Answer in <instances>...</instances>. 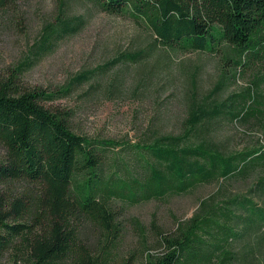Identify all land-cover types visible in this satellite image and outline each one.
<instances>
[{
  "label": "trees",
  "instance_id": "16d2710c",
  "mask_svg": "<svg viewBox=\"0 0 264 264\" xmlns=\"http://www.w3.org/2000/svg\"><path fill=\"white\" fill-rule=\"evenodd\" d=\"M13 1L0 0V8ZM93 1L104 12L130 16L155 39L147 48L123 52L96 70L77 75L64 91L116 62H142L160 48L176 54H215L227 47L225 60L235 69L251 62L264 66V0ZM84 24L81 16H58L46 25L27 59L0 78V146L5 152L0 160V261L20 239L29 247L31 264H106L108 249L101 243L93 248L88 229L118 231L111 201L159 200L202 184L247 178L264 166L263 146L227 152L212 138L200 136L211 122L264 114L247 100L235 108V95L215 97L229 79L226 72L208 95L192 102L189 126L179 135L119 147L73 131L67 112L45 105L56 94L22 88L18 80ZM253 91L240 97L255 101ZM19 184L28 190L22 191ZM33 186L39 187L37 196ZM249 193L264 197V179ZM262 227L264 204L249 196L206 203L186 227L161 238L162 253L147 255L143 264H235L239 257L232 244Z\"/></svg>",
  "mask_w": 264,
  "mask_h": 264
},
{
  "label": "rangeland",
  "instance_id": "374dc122",
  "mask_svg": "<svg viewBox=\"0 0 264 264\" xmlns=\"http://www.w3.org/2000/svg\"><path fill=\"white\" fill-rule=\"evenodd\" d=\"M60 15L81 16L84 27L59 41L52 52L27 68L18 82L22 88L56 94L45 105L67 112L71 128L79 135L107 140L119 147L150 143L162 135H179L189 126L192 102L208 95L224 72L229 79L215 97L224 100L235 95V108L247 100L264 112V66L251 62L235 69L232 62L225 60L227 47L215 54H176L160 48L142 62H116L105 72H97L86 82L64 91L77 75L96 70L123 52L147 48L155 39L143 24L130 16L104 12L93 0H14L0 8V78L27 59L46 25L55 23ZM252 90L255 101L246 99ZM242 94L246 97H240ZM207 131L200 136L212 138L227 152L264 147V114L214 121ZM4 156L0 146V160ZM260 179H264V166L247 178L202 184L188 193L159 200L138 204L113 200L109 205L118 231L90 227L88 239L93 248L100 243L106 246V264H143L147 255L162 253L161 238L186 227L206 203H223L246 195L264 204V197L249 193ZM17 187L28 190L24 184ZM31 191L37 196L39 187L33 186ZM263 235L262 227L232 244L239 257L235 264H264V243H260ZM29 254V247L18 239L0 264H31Z\"/></svg>",
  "mask_w": 264,
  "mask_h": 264
}]
</instances>
